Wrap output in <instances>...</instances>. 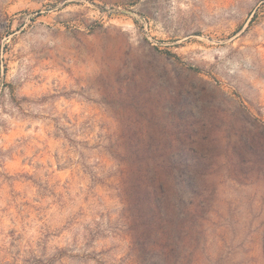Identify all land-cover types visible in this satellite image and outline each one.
Returning a JSON list of instances; mask_svg holds the SVG:
<instances>
[{
  "label": "rangeland",
  "instance_id": "rangeland-1",
  "mask_svg": "<svg viewBox=\"0 0 264 264\" xmlns=\"http://www.w3.org/2000/svg\"><path fill=\"white\" fill-rule=\"evenodd\" d=\"M0 264H264V0H0Z\"/></svg>",
  "mask_w": 264,
  "mask_h": 264
}]
</instances>
